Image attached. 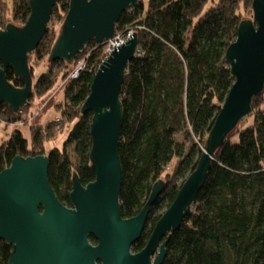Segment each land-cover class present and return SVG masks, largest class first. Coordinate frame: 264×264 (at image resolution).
Wrapping results in <instances>:
<instances>
[{
  "label": "trees",
  "instance_id": "trees-1",
  "mask_svg": "<svg viewBox=\"0 0 264 264\" xmlns=\"http://www.w3.org/2000/svg\"><path fill=\"white\" fill-rule=\"evenodd\" d=\"M69 1H57L38 47L28 53L32 77L28 103L17 111L0 103V122L27 123L23 115L31 99L65 80L62 101L54 108L61 127L67 126L63 146L45 148L44 142L52 141L57 133L51 121L42 131L31 129L30 144L15 129L0 144V171L16 155H47L49 182L66 206L70 205L73 174L83 185L95 177L88 153L91 112L82 113L80 107L105 57L102 45L90 40L70 63L47 61L58 35L54 24L63 21ZM252 2L138 0L119 16L115 35L135 33L140 50L129 61L119 92L124 118L118 149L122 217L135 216L155 182L164 183L149 208L143 233L131 247L134 252L144 247L160 215L197 165L234 81L225 52L237 36L239 22L252 13ZM29 14V0H0V29L8 22L24 24ZM80 59L85 67L76 73ZM35 64L41 66L39 71ZM5 75L14 87L23 86L12 67ZM251 101L252 124L235 128L216 148L190 212L170 234L162 264H264V92ZM11 250L12 246L0 240V264H7Z\"/></svg>",
  "mask_w": 264,
  "mask_h": 264
},
{
  "label": "water",
  "instance_id": "water-1",
  "mask_svg": "<svg viewBox=\"0 0 264 264\" xmlns=\"http://www.w3.org/2000/svg\"><path fill=\"white\" fill-rule=\"evenodd\" d=\"M58 0H29L30 14L18 26L0 29V103L13 111L28 103L32 77L28 53L38 47ZM138 0H70L47 61L67 63L93 40L99 45L114 38L122 12ZM252 17L239 22L236 38L224 58L233 83L207 134L206 145L194 170L160 215L143 248L133 244L144 231L151 205L164 189L153 185L141 210L122 217L119 143L123 107L119 96L125 70L138 52L136 34L109 44L110 52L95 70L89 93L80 109L91 112L89 159L93 180L83 185L73 174L70 205L56 196L48 177V156L16 155L0 171V240L12 250L7 264H162L170 234L180 228L205 183L216 148L251 112V100L264 92V0H252ZM23 80L14 87L7 68ZM92 239V240H91Z\"/></svg>",
  "mask_w": 264,
  "mask_h": 264
},
{
  "label": "rangeland",
  "instance_id": "rangeland-1",
  "mask_svg": "<svg viewBox=\"0 0 264 264\" xmlns=\"http://www.w3.org/2000/svg\"><path fill=\"white\" fill-rule=\"evenodd\" d=\"M249 17H252V13H249V14L246 13L245 18H249ZM61 23L62 22H56L54 24V30L58 31L57 33H59V28H60ZM127 35H128V32L125 35H120V37L122 38V40H126L125 38ZM107 44L108 43L105 42V44L102 45L104 56H106L105 48ZM83 60L84 59H80L77 62V64L79 65L80 63H84ZM39 64L34 65V66H37V71H39L41 67ZM43 64L44 63H42V65ZM64 83H65V80H59L53 86L52 90L42 95L41 97H34L33 99H31V103L28 105L27 110H25L26 113L24 112V115H23V117L27 119L26 120L27 123L19 121L13 124L6 125L3 122H0V144L2 142L8 141L12 135L11 134L12 131L15 129L21 130L24 133L25 137L27 138L28 143L30 144L31 138H32L31 129L35 128L38 131H42L45 129L46 125L49 124L47 123V121H51L50 124L53 125V127H57V131H56L57 133L54 136V138H52V141H48L49 140L48 139L44 142L45 148L46 150H50L51 148H54V147L61 148L64 144L63 142L66 138L68 131H67V126L65 124H64V127H61L62 126L61 123L57 121L58 118L55 116V113H56L55 109L57 107V104H59L62 101L61 97H62V90L64 88L63 87ZM252 122H253V115L251 114L246 115L240 121V123L242 124L238 123V126H236V128H238L239 126L243 128L246 125L252 124ZM177 138L182 140L181 136H178ZM232 139L236 141L237 140L236 135H233ZM68 151L70 154H72V146L68 148ZM180 180L181 178H178L177 182H179Z\"/></svg>",
  "mask_w": 264,
  "mask_h": 264
},
{
  "label": "built area",
  "instance_id": "built-area-1",
  "mask_svg": "<svg viewBox=\"0 0 264 264\" xmlns=\"http://www.w3.org/2000/svg\"><path fill=\"white\" fill-rule=\"evenodd\" d=\"M130 34V32L128 33V35ZM127 35V36H128ZM127 36H126V38H127ZM125 38V39H126ZM123 41H125V40H122V38L120 37V35H118V34H116V35H114V38L112 39V40H110V41H108V44H107V46H106V48H105V52H106V55L110 52V47H109V44H112V45H116V44H118V43H120V42H123ZM139 49H138V52H137V54L139 53ZM106 57V56H105ZM84 67H85V64L84 63H80L79 65H78V67L76 68V70H75V72L76 73H78L79 71H81L82 69H84Z\"/></svg>",
  "mask_w": 264,
  "mask_h": 264
}]
</instances>
